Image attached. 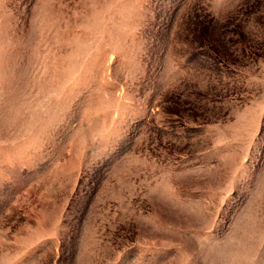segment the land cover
Masks as SVG:
<instances>
[{
	"label": "rangeland",
	"instance_id": "rangeland-1",
	"mask_svg": "<svg viewBox=\"0 0 264 264\" xmlns=\"http://www.w3.org/2000/svg\"><path fill=\"white\" fill-rule=\"evenodd\" d=\"M0 264H264V0H0Z\"/></svg>",
	"mask_w": 264,
	"mask_h": 264
}]
</instances>
